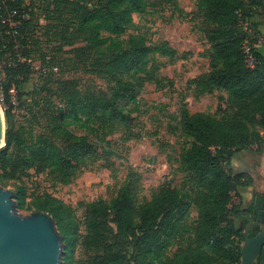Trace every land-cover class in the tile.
I'll use <instances>...</instances> for the list:
<instances>
[{
    "label": "trees",
    "instance_id": "1",
    "mask_svg": "<svg viewBox=\"0 0 264 264\" xmlns=\"http://www.w3.org/2000/svg\"><path fill=\"white\" fill-rule=\"evenodd\" d=\"M159 1L0 0V58L9 54L12 60L0 86L6 122L0 186L14 191L17 210L53 216L63 238V264H241L254 205L244 209L234 197L251 187L253 178L234 173L232 162L238 153L260 152L264 145V55L257 48L264 41V0L197 2L210 70L191 83L200 96L221 94L225 106L214 115L181 112L178 131L188 143L175 161L181 184L165 182L150 200L139 201L136 181L127 177L111 199L80 203L82 219L58 197L27 186L34 175L68 186L99 163L114 170L112 158L120 154L109 138L122 133L124 142L136 139L131 106L139 103L145 83L154 81L146 75L160 70L159 58L185 55L167 41L151 43L128 33L138 16L162 5ZM50 43L61 55L86 59L90 74L105 88L81 90L79 82L63 76L67 60L54 56L60 73L24 93L22 85L34 63L46 62L44 45ZM13 89L23 104L31 97L29 114L34 123H43L41 134L18 124ZM82 227L87 259L75 262ZM258 232L254 227L251 237Z\"/></svg>",
    "mask_w": 264,
    "mask_h": 264
},
{
    "label": "rangeland",
    "instance_id": "2",
    "mask_svg": "<svg viewBox=\"0 0 264 264\" xmlns=\"http://www.w3.org/2000/svg\"><path fill=\"white\" fill-rule=\"evenodd\" d=\"M198 1L167 0V3L159 1L162 5L151 9L146 15L138 16L133 28L128 32L141 34L151 43L167 41L180 55H185L175 61L159 58L160 70L153 75H146V79L154 81L145 83L139 103L131 106L135 110L132 116L135 118L133 132L136 139L124 142L125 137L122 133L109 138L112 146L120 154V158H112L115 163L114 170L103 168V163H99L68 186L55 185L47 175H34L27 181L30 191L37 190L39 193L46 192L58 197L75 209L78 217L82 219L83 208H79L80 203L111 199L118 193L127 177H130L131 181H136V197L139 201L150 200L165 182L181 184L182 175L176 173L175 161L181 149L188 144L178 131L181 112L187 109L191 114L214 115L218 114L220 105L225 106L219 100L221 94L215 92L200 96L191 83L210 70V46L204 33L206 24L198 12ZM56 46L54 43L44 45L47 60L45 63H34V73L29 82L22 85L24 93L33 92L36 86L42 85L50 76L60 73V67L54 66L51 61L54 56L67 60L65 66L61 68L63 76L79 82L81 90L105 88L103 82L90 74V65L86 59L71 54L61 55L57 52ZM82 46L83 44L76 45ZM64 50L69 51L71 48L65 47ZM4 64H12L9 54L0 58V86H3L6 79ZM11 94L18 124L26 128L27 132L41 134L43 123L41 121L38 124L34 123L29 114L31 106L28 104L33 105L31 97L27 96L28 103L23 104L17 97V91L13 89ZM27 97L22 101H26ZM2 101L0 94V104L4 112ZM235 167L236 171H246L253 176V189L261 192L263 197L261 201H264V145L260 152L238 153ZM243 201L242 208L257 204L259 200L255 198L248 204L250 201L246 197ZM17 212L22 216L28 215L24 211ZM263 230L264 224L257 227V231ZM84 234L82 227L75 262H84L87 259L82 245Z\"/></svg>",
    "mask_w": 264,
    "mask_h": 264
},
{
    "label": "water",
    "instance_id": "3",
    "mask_svg": "<svg viewBox=\"0 0 264 264\" xmlns=\"http://www.w3.org/2000/svg\"><path fill=\"white\" fill-rule=\"evenodd\" d=\"M6 122L0 104V149L6 146ZM264 210H253L245 228L241 264H256L264 252ZM63 238L47 212L22 216L17 212L14 191L0 186V264H63Z\"/></svg>",
    "mask_w": 264,
    "mask_h": 264
},
{
    "label": "crops",
    "instance_id": "4",
    "mask_svg": "<svg viewBox=\"0 0 264 264\" xmlns=\"http://www.w3.org/2000/svg\"><path fill=\"white\" fill-rule=\"evenodd\" d=\"M262 22L263 23L261 25V30H262V32L264 34V19L262 20ZM257 48L264 55V41H261L257 45ZM237 155L235 156V158L233 159V162H232V169H233L234 173H247V174H249L253 178V176L249 172H246V171H236L235 170V168H236L235 167V162H236ZM253 186H254V178H253V185L251 187H248V188H240L239 189V195H238V197L237 196L234 197V202L237 203V204L238 203H241L242 204L244 202L243 200H245L246 197H247L249 199V201H250L248 204H251L252 201L255 200L256 195H261V192L259 190H254L253 189ZM243 208L244 209H247L248 207L244 206Z\"/></svg>",
    "mask_w": 264,
    "mask_h": 264
},
{
    "label": "flooded vegetation",
    "instance_id": "5",
    "mask_svg": "<svg viewBox=\"0 0 264 264\" xmlns=\"http://www.w3.org/2000/svg\"><path fill=\"white\" fill-rule=\"evenodd\" d=\"M254 209L256 210V214H258L260 211H263L264 210V201L259 200L257 202V204H254V208L252 209V214H253ZM252 214L250 215V217L252 216ZM260 259H261L260 263L263 264L264 263V252H263V255Z\"/></svg>",
    "mask_w": 264,
    "mask_h": 264
},
{
    "label": "built area",
    "instance_id": "6",
    "mask_svg": "<svg viewBox=\"0 0 264 264\" xmlns=\"http://www.w3.org/2000/svg\"><path fill=\"white\" fill-rule=\"evenodd\" d=\"M245 53L247 55V58H248V64L253 67L254 64H255V60H254V57L252 56L251 54V50H250V47H246L245 49ZM6 65H10V64H4V66Z\"/></svg>",
    "mask_w": 264,
    "mask_h": 264
}]
</instances>
